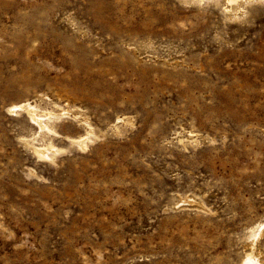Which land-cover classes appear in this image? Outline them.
Returning <instances> with one entry per match:
<instances>
[{
	"label": "rangeland",
	"instance_id": "374dc122",
	"mask_svg": "<svg viewBox=\"0 0 264 264\" xmlns=\"http://www.w3.org/2000/svg\"><path fill=\"white\" fill-rule=\"evenodd\" d=\"M230 9L0 0V264L264 262V0Z\"/></svg>",
	"mask_w": 264,
	"mask_h": 264
},
{
	"label": "bare ground",
	"instance_id": "6f19581e",
	"mask_svg": "<svg viewBox=\"0 0 264 264\" xmlns=\"http://www.w3.org/2000/svg\"><path fill=\"white\" fill-rule=\"evenodd\" d=\"M240 3H241V0H228V4L230 5V8H231L230 11H232L234 13H237V9L240 8ZM21 109H27V106L26 105L16 106V107H14L13 110H11V112H15V111L21 110ZM73 114H74V116H76V115H78L80 113L78 112V110L77 111L74 110ZM30 116H31L32 120L36 121V116H35L34 113L30 112ZM38 123L40 124V127H43L41 121L38 122ZM85 123L87 124V120H85ZM88 126H89V128L87 130L86 138H84L82 140L81 144H84L89 139V134H93V135L96 134L90 128V125H88ZM45 147L46 148H44L42 150L34 148V151L36 153H38V155L40 157H42L43 155H46L48 150H50V151L52 150L53 152L57 151L56 149H54V147L51 144H49L48 147L47 146H45ZM249 243H250V246H251V252L252 253L247 255V261H248L247 264H264V262L263 263L261 262L262 261L260 259L261 256L259 255V252H258V239L255 238V239L251 240Z\"/></svg>",
	"mask_w": 264,
	"mask_h": 264
}]
</instances>
